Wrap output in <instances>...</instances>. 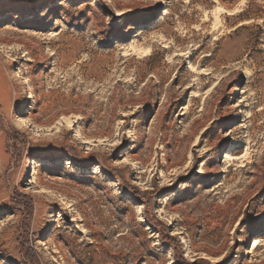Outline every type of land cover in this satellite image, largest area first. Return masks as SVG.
<instances>
[{
	"label": "rangeland",
	"instance_id": "obj_1",
	"mask_svg": "<svg viewBox=\"0 0 264 264\" xmlns=\"http://www.w3.org/2000/svg\"><path fill=\"white\" fill-rule=\"evenodd\" d=\"M0 264H264V0H0Z\"/></svg>",
	"mask_w": 264,
	"mask_h": 264
},
{
	"label": "trees",
	"instance_id": "obj_2",
	"mask_svg": "<svg viewBox=\"0 0 264 264\" xmlns=\"http://www.w3.org/2000/svg\"><path fill=\"white\" fill-rule=\"evenodd\" d=\"M7 141H8V146L12 145V141H11V136H10V135L8 136ZM134 194H135V197H136L139 201H141V202H145V203L148 205L147 201H145V197L143 196V194L139 193L138 191H135ZM22 196H24V195L22 194ZM26 199H28V198H26ZM17 205L20 206L21 203L19 202ZM22 237H23V236H22ZM21 243H22L23 245H24V244H27V243L24 242V241H22ZM28 256L30 257V256H32V254H29ZM28 260H29V259H28ZM29 261H30V260H29Z\"/></svg>",
	"mask_w": 264,
	"mask_h": 264
},
{
	"label": "bare ground",
	"instance_id": "obj_3",
	"mask_svg": "<svg viewBox=\"0 0 264 264\" xmlns=\"http://www.w3.org/2000/svg\"><path fill=\"white\" fill-rule=\"evenodd\" d=\"M24 93H27V89L24 91ZM252 241H254L253 247H257L259 243L261 242L258 238H254Z\"/></svg>",
	"mask_w": 264,
	"mask_h": 264
}]
</instances>
